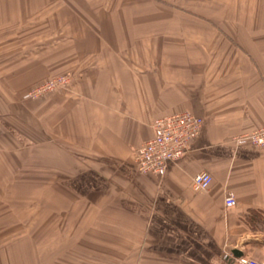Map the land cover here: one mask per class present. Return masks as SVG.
<instances>
[{
	"label": "crops",
	"instance_id": "1",
	"mask_svg": "<svg viewBox=\"0 0 264 264\" xmlns=\"http://www.w3.org/2000/svg\"><path fill=\"white\" fill-rule=\"evenodd\" d=\"M44 38L78 76L42 108L25 42ZM184 111L191 151L139 174L152 121ZM263 126L264 0H0V264L264 262V148L232 142Z\"/></svg>",
	"mask_w": 264,
	"mask_h": 264
},
{
	"label": "built area",
	"instance_id": "2",
	"mask_svg": "<svg viewBox=\"0 0 264 264\" xmlns=\"http://www.w3.org/2000/svg\"><path fill=\"white\" fill-rule=\"evenodd\" d=\"M61 81H64L61 79ZM57 85L58 83H51ZM50 87V86H46ZM36 94L42 89L33 90ZM29 96H31L29 94ZM203 119L191 112L184 111L156 118L151 123L152 136L133 152L135 168L139 174L154 179H161L169 163H174L187 155L194 141L200 136ZM235 145L248 144L254 148H264V126L248 133L235 135L232 138ZM211 183L207 171L194 175L190 182L193 191H205ZM226 207L236 204L234 195H225ZM234 264H264L249 257H232Z\"/></svg>",
	"mask_w": 264,
	"mask_h": 264
},
{
	"label": "rangeland",
	"instance_id": "3",
	"mask_svg": "<svg viewBox=\"0 0 264 264\" xmlns=\"http://www.w3.org/2000/svg\"><path fill=\"white\" fill-rule=\"evenodd\" d=\"M26 52H27V59H29V54H34L35 51H39L41 53V56L39 55V58L42 59V75L39 80L34 82L32 85L28 86L24 93V98L26 99L27 105H39L44 106V104L49 103V97L54 96L56 93L62 92L67 90L71 85H73V81L78 76L74 72L71 71H63L60 72V68L64 66V59L66 58L63 55H60L62 49L65 47V40H52V39H42V40H30L27 39L26 42ZM55 51V55L59 53L57 61H54V64H52V67L54 66V69H57L58 73L55 71H50L51 68L50 65V55ZM38 52V54H39ZM63 79L64 81H61ZM57 82V85H53L51 83ZM75 84V83H74ZM50 86V87H46ZM41 88L42 91L39 93H35L33 90ZM29 94L31 96H29ZM41 104V105H40ZM42 114V118L44 123H47L48 120V109H46ZM45 126V124L43 125ZM47 132V131H45ZM42 131V138L47 143L49 141V134L48 132L45 133ZM32 186V185H31ZM32 189L27 188L25 192V199H26V208H33L35 201L33 200L32 195ZM28 222V221H27Z\"/></svg>",
	"mask_w": 264,
	"mask_h": 264
},
{
	"label": "water",
	"instance_id": "4",
	"mask_svg": "<svg viewBox=\"0 0 264 264\" xmlns=\"http://www.w3.org/2000/svg\"><path fill=\"white\" fill-rule=\"evenodd\" d=\"M235 254V257H240V255L239 254H237V253H234Z\"/></svg>",
	"mask_w": 264,
	"mask_h": 264
}]
</instances>
